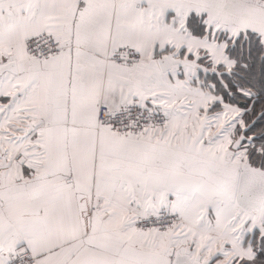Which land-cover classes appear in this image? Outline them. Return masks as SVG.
Wrapping results in <instances>:
<instances>
[{
    "label": "snow or ice",
    "instance_id": "1",
    "mask_svg": "<svg viewBox=\"0 0 264 264\" xmlns=\"http://www.w3.org/2000/svg\"><path fill=\"white\" fill-rule=\"evenodd\" d=\"M0 264H264V0H0Z\"/></svg>",
    "mask_w": 264,
    "mask_h": 264
}]
</instances>
